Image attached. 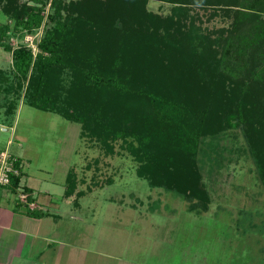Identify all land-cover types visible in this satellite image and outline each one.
Wrapping results in <instances>:
<instances>
[{"label":"rangeland","instance_id":"374dc122","mask_svg":"<svg viewBox=\"0 0 264 264\" xmlns=\"http://www.w3.org/2000/svg\"><path fill=\"white\" fill-rule=\"evenodd\" d=\"M168 1L0 0V91L6 87L0 92V110L5 126L11 127L0 132V150L23 160L40 192L38 202H51L45 209L58 216L45 220L53 233L50 242L41 236L26 240L19 264H264V181L259 169L264 162V12L259 24L246 15L247 4L254 0ZM140 4L142 23L146 20L145 27L159 38L168 36L174 47L178 41L188 42L186 36L197 41L194 52L189 50L191 41L189 48L183 46L192 56L193 74L188 78L187 71L181 75L171 69L173 59L162 55L160 41V52L149 47L153 53L143 55L146 67L125 73L122 65L121 75L115 71L131 89L126 98L132 105H144L140 94L149 87L140 82L144 69L162 72L154 76L163 77L161 95L170 94L165 82L171 72L194 86L197 100L191 111L211 134L201 138L196 156L177 157L183 176L199 172L198 193L204 199L190 198L191 206L137 175L140 164L123 143L137 146L134 138L107 139L110 152L95 137L82 135L80 124L29 107L36 71L31 66L22 80L12 66V50L23 46L35 59L45 32L57 28L62 39L69 40L68 64L86 71L98 68L111 76L113 58L124 55L135 67L142 45L135 48L111 36L113 23L119 26ZM23 8L40 10L39 27L28 31L16 23ZM234 45L245 49L246 65L230 57ZM175 58L177 64L184 57ZM58 70L62 88L70 87V68L60 64ZM60 94L59 109L65 107V94ZM129 116L116 129L134 128L136 116ZM169 152L165 146L161 155ZM165 162L161 159L160 166ZM169 163L173 171L174 163ZM68 177L76 182L69 196Z\"/></svg>","mask_w":264,"mask_h":264},{"label":"trees","instance_id":"16d2710c","mask_svg":"<svg viewBox=\"0 0 264 264\" xmlns=\"http://www.w3.org/2000/svg\"><path fill=\"white\" fill-rule=\"evenodd\" d=\"M170 1L173 2L175 0ZM247 5L250 6V9H248L246 15L251 17V22L256 21L262 24L261 14L264 12V0H254ZM138 7L140 9L138 8V11L135 10L134 14L128 12L129 14L121 19L119 26H117V22L113 23L112 34L114 33L115 35L111 36L113 39H120L129 43L135 48L142 45V51L138 49V56H135L137 58L135 67H131L133 59H129L130 56L125 57L124 55H119L118 59L113 58L115 65H112L114 67V71H112L114 74H111L112 77L107 76L104 71H100L98 68L86 71L84 66H75L74 64L72 66L67 63V60L70 59L68 54L70 49L67 48L69 40H63L62 31L57 28L54 31L48 30L45 32L38 44L40 53L35 59L30 50L25 49L23 46L12 50V66L15 75L22 80L26 79L31 66L36 71L30 85L32 93L28 95L29 107L41 111L55 112L68 121L80 124L82 135L95 137L110 152L112 148L107 144V139H116L118 137L123 139L126 137L134 138L137 146L126 140H123V143L124 149L140 164L136 171L137 175L147 179L154 188H163L182 197L188 206L190 198L198 197V199H204L198 193L200 176L197 169L190 174L189 178L185 177V175L183 176L182 168L177 165V163H180L177 157L189 159L193 158V155L196 156L201 138L204 134H211L210 131L207 132L205 130L207 128L206 125L202 124L201 121H197L196 116L191 111L192 102L194 103L197 100L194 86L191 85L189 79L188 82L183 83L185 79H179L176 75L178 72L174 73L169 70V73L171 72L169 75L174 74L167 78V82H165L170 94L168 96L161 95L160 87L162 88V84L164 85V82H161L163 77L154 76H159L162 72L144 69L142 77L140 76V82L146 81L147 87L149 86L146 90H142L140 94L144 105H132L126 98L127 95L131 94V89L120 82L117 78L119 74H115V71L118 70L117 72L121 75L123 73L121 71L122 65L126 66L125 73L135 72L140 66L143 68V66L147 65V62L142 60L143 55L148 52L153 53L149 50V47L154 48L156 53H158L161 50L159 47L163 46L162 55L165 57L169 55L173 59L171 69L180 70L183 72H180L181 75H185L184 73L187 71L190 75L185 77L188 78L193 74L192 56L187 54L188 50L183 46L188 45L189 48L191 41L192 50L190 48L189 50L194 52L193 49H195L197 41L186 36L184 39L189 40L188 42H184V40L182 42L178 41L177 46L174 47L173 44H170L171 40L168 39V36L163 34V37L159 38L156 33H152L149 30V27H145L146 20L144 24L142 23L145 17L140 13L141 10H144V5L140 4ZM85 8L87 7H82L83 10ZM39 12L38 8L19 9L18 14L20 17H15L16 23L31 31L40 26L42 18ZM168 24H172L171 20L168 21ZM60 26L64 25L60 24ZM58 31L60 32V37L57 35ZM157 41H160L162 45L157 46ZM152 45H155V47H152ZM44 53L48 55L43 56ZM245 53L246 51L243 47L234 45L230 50V57L239 64L246 65ZM175 57L184 58L176 64L177 58ZM60 64L63 67L70 68L72 82L70 87L66 89L62 88L60 85L61 79L58 77V66ZM1 72L0 70V81L4 82V79L1 78ZM196 72L197 70H195ZM4 90H6V87L1 89L2 92H5ZM60 90L65 94V98H62L65 102V107L59 109L61 102ZM185 102L187 103L186 105L184 104ZM202 110L200 108L197 111L202 113ZM131 114L136 116L133 124H131L134 128H131V130L128 128L116 129V124L120 126L124 118L130 117L129 115ZM162 128L166 129L165 132H163ZM165 146L170 151L167 153V157L161 155ZM161 159H166L164 163L166 165L162 167L159 164ZM167 160H171L174 163L175 169L173 171L169 170ZM173 163H169V165ZM259 169L261 178L264 181V162L260 163ZM180 175L182 178H179ZM21 176V173L17 176H12L10 185L5 188L14 194H18L19 191L26 193L28 194L27 202H33V199L29 197V190L20 185ZM75 184L76 182L71 177H68L66 195L69 196L75 188ZM21 205L24 204L17 200L16 208L21 207ZM25 206L23 214L27 216L40 218L44 215V213L36 209L31 210L27 205ZM189 206H191V203ZM188 211L194 212L193 208Z\"/></svg>","mask_w":264,"mask_h":264},{"label":"crops","instance_id":"0c3cea01","mask_svg":"<svg viewBox=\"0 0 264 264\" xmlns=\"http://www.w3.org/2000/svg\"><path fill=\"white\" fill-rule=\"evenodd\" d=\"M19 108L20 106L16 110ZM0 120V132L8 131L11 127L5 126L6 122L1 110ZM17 158L19 159L21 166L22 176L20 179V185L29 190V197L33 199V202H30L27 207L31 210L36 209L41 213H44V215L40 218H33L23 214L26 204L16 208L18 194L11 193L7 188H0V264H13L16 257L18 258L16 264L23 262L21 260V253L27 243L26 240L41 236L40 238H43L42 240L46 241L45 239H47L48 242L49 239L52 238L51 236L53 233L48 232L45 220H49V217L51 216L54 218L58 217L56 215H51L45 209V207L50 205L51 202L45 203V200H41L42 203L38 202L40 192H38L37 186H33L31 174H29L28 170H24L23 160L19 157ZM26 158L29 160V156L26 155ZM24 176H26V180L23 182ZM45 194L47 196L49 195V192L45 191ZM44 236L47 238H44ZM55 236H58V233ZM60 245L64 247L65 243L60 242ZM42 254L43 253L40 252V256Z\"/></svg>","mask_w":264,"mask_h":264},{"label":"built area","instance_id":"2783aa9c","mask_svg":"<svg viewBox=\"0 0 264 264\" xmlns=\"http://www.w3.org/2000/svg\"><path fill=\"white\" fill-rule=\"evenodd\" d=\"M21 173L20 161L18 158L8 154L6 151H0V187H7L10 185L11 177L17 176ZM28 194H18V200L26 205Z\"/></svg>","mask_w":264,"mask_h":264}]
</instances>
